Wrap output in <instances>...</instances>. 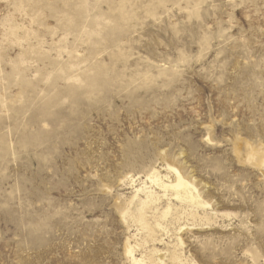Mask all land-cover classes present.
<instances>
[{
	"label": "rangeland",
	"instance_id": "374dc122",
	"mask_svg": "<svg viewBox=\"0 0 264 264\" xmlns=\"http://www.w3.org/2000/svg\"><path fill=\"white\" fill-rule=\"evenodd\" d=\"M0 264H264V0H0Z\"/></svg>",
	"mask_w": 264,
	"mask_h": 264
}]
</instances>
